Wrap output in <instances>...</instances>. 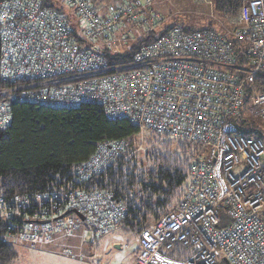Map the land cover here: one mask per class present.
<instances>
[{
    "label": "built area",
    "instance_id": "built-area-1",
    "mask_svg": "<svg viewBox=\"0 0 264 264\" xmlns=\"http://www.w3.org/2000/svg\"><path fill=\"white\" fill-rule=\"evenodd\" d=\"M63 1L79 15L80 38L42 0L0 2V73L25 81L19 99L65 107L92 102L110 118L200 150L177 208L133 230V264H264V139L240 132L252 126L249 119L264 118V0H244L233 31L171 27L136 54L131 69L117 73L105 68L100 48L131 39L133 22L147 25L145 33L161 26L165 19L148 11L152 0ZM121 146L102 143L83 174L99 172ZM0 210L1 238L32 250L77 229L95 244L123 227L126 215L109 192L80 187L0 197Z\"/></svg>",
    "mask_w": 264,
    "mask_h": 264
},
{
    "label": "trees",
    "instance_id": "trees-1",
    "mask_svg": "<svg viewBox=\"0 0 264 264\" xmlns=\"http://www.w3.org/2000/svg\"><path fill=\"white\" fill-rule=\"evenodd\" d=\"M87 1L93 6L100 5ZM243 1L212 0V4L233 19ZM42 3L65 15L72 33L80 38V18L74 9L63 0H42ZM122 3L123 0H118L108 5ZM64 6L72 11L67 12ZM148 11L157 13L153 2ZM175 26L184 32L194 30L177 23L162 24L140 37L133 32L132 40L100 48L105 68L114 73L131 69L139 51ZM115 36L119 38L121 33L117 31ZM24 83L23 79H3L0 73V105L6 107L0 113L1 198L11 201L16 196L79 187L109 192L126 209L123 230L127 233L149 227L177 208L187 185L190 163L200 151L198 146L164 139L122 116L110 118L103 107L92 102L65 107L19 99ZM253 84L247 83L249 92ZM250 127L240 132L256 135V126ZM142 130L150 132L148 148L136 156L134 151L139 145L134 137L140 136ZM112 141L121 142L118 155L103 162L99 172L85 176L83 164L96 154L102 143ZM2 214L0 210V264H11L17 254L15 247L1 238L6 230Z\"/></svg>",
    "mask_w": 264,
    "mask_h": 264
},
{
    "label": "rangeland",
    "instance_id": "rangeland-1",
    "mask_svg": "<svg viewBox=\"0 0 264 264\" xmlns=\"http://www.w3.org/2000/svg\"><path fill=\"white\" fill-rule=\"evenodd\" d=\"M90 1L93 3L97 2L100 5H108L118 0ZM189 1L191 3H187ZM152 2L160 17L165 19L162 23L163 25L177 23L191 29L211 27L217 31H233L236 28L231 18L214 7L212 0H152ZM67 7H65L66 11L71 12L72 10ZM147 28V25L138 24H131L128 27L130 31L131 29L135 30L134 35L136 37H140ZM164 28L165 26H163ZM249 121L252 126H256L258 129L256 136H261L264 139V118H252ZM149 136V131L142 130L140 136L134 137V141L139 145L134 151L136 156L139 153L143 154L147 150ZM162 138L173 140L167 137ZM130 155L131 153L128 156ZM242 169L243 164H240L236 167L235 171ZM122 232L108 234L101 238L95 249L83 247L81 253H78V247L81 244L77 235L69 237L70 239L63 240L60 243H47L40 250L29 249L20 243H11L15 247L17 254L11 264H133L138 248L134 231L128 233L125 231ZM57 234L60 236L59 233ZM114 244H118L120 248H114ZM125 245L128 247L124 248ZM71 254L74 256H71ZM218 263L220 264V261Z\"/></svg>",
    "mask_w": 264,
    "mask_h": 264
},
{
    "label": "crops",
    "instance_id": "crops-1",
    "mask_svg": "<svg viewBox=\"0 0 264 264\" xmlns=\"http://www.w3.org/2000/svg\"><path fill=\"white\" fill-rule=\"evenodd\" d=\"M187 3H191L190 1L189 2H187ZM122 231H124L123 230V227H121V228H119L117 231H116V233H118V232H122ZM123 233V232H122ZM74 235H77L78 236V240H79V242H80V244L81 245H79V247H78V253H81L82 252V249H83V247H85V248H88V249H92V248H94L95 249V247L98 245V242L101 240V238H103V237H100L98 240H97V242L95 243V244H91V242H89V241H83L82 240V238H81V230L80 229H77V230H75V231H73V233L71 234V235H69V236H62V235H60V236H58V234L57 235H55V236H53V238H52V241H51V243L52 244H54V243H60V242H63V240H66V239H70L69 237H72V236H74ZM105 237V236H104ZM113 241V240H112ZM114 243H116V241H114ZM114 246V248H120V246L118 245V244H114L113 245ZM128 246L127 245H125V247L124 248H127Z\"/></svg>",
    "mask_w": 264,
    "mask_h": 264
},
{
    "label": "water",
    "instance_id": "water-1",
    "mask_svg": "<svg viewBox=\"0 0 264 264\" xmlns=\"http://www.w3.org/2000/svg\"><path fill=\"white\" fill-rule=\"evenodd\" d=\"M71 212H73L75 215H77L80 219H83V216H82V214H80L79 212H77L76 210H73V211H71ZM69 212L67 211V212H65L64 214H62L60 217H62L63 215H65V214H68Z\"/></svg>",
    "mask_w": 264,
    "mask_h": 264
}]
</instances>
